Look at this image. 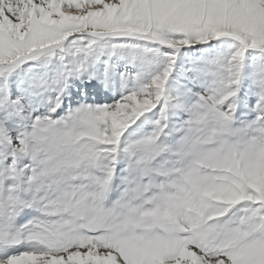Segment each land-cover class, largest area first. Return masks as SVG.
<instances>
[{
    "label": "snow or ice",
    "instance_id": "obj_1",
    "mask_svg": "<svg viewBox=\"0 0 264 264\" xmlns=\"http://www.w3.org/2000/svg\"><path fill=\"white\" fill-rule=\"evenodd\" d=\"M0 264H264V0H0Z\"/></svg>",
    "mask_w": 264,
    "mask_h": 264
}]
</instances>
